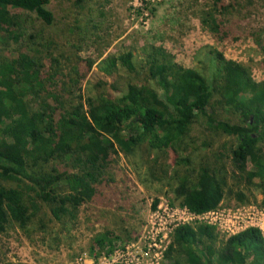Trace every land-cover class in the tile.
<instances>
[{
  "label": "trees",
  "instance_id": "16d2710c",
  "mask_svg": "<svg viewBox=\"0 0 264 264\" xmlns=\"http://www.w3.org/2000/svg\"><path fill=\"white\" fill-rule=\"evenodd\" d=\"M228 1L211 0L200 14L203 27L218 40L228 36L221 18L230 9ZM89 2L74 1L81 18L67 27L75 37L60 50L47 32L55 22L49 0H0V233L11 223L25 227L42 205L56 221L74 219L81 205L104 197L120 152L143 147L167 153L169 165L184 161L188 166L182 153L194 123L235 139L231 161L243 180L259 189L264 205L263 83L254 81L246 66L212 49L206 77L151 46L143 48L138 61L131 52L104 58L95 92L85 96L80 84L95 60L80 51L96 28L93 14L102 15ZM117 62L129 72H144L157 89L129 82L121 93ZM222 109L235 121L218 117ZM153 162L166 174L167 163ZM189 167L172 168L174 197L195 214L217 208L227 187L225 166L207 161ZM227 192L239 202L248 199L240 189ZM156 205L155 199L152 208ZM216 235L208 224H177L164 258L168 264H264V238L257 228L217 245ZM98 243L110 244L99 238Z\"/></svg>",
  "mask_w": 264,
  "mask_h": 264
},
{
  "label": "rangeland",
  "instance_id": "374dc122",
  "mask_svg": "<svg viewBox=\"0 0 264 264\" xmlns=\"http://www.w3.org/2000/svg\"><path fill=\"white\" fill-rule=\"evenodd\" d=\"M74 1L49 0L55 22L47 32L60 43V50L66 49L75 37L67 27L81 18ZM228 2L230 9L219 15L228 36L218 40L200 21V14L209 9L211 0H90L102 10V15L93 14L96 28L87 33L80 51V55L95 60L80 84L83 94H94V78L104 58L131 52L138 61L143 48L151 46L161 47L175 62L197 69L206 77L211 64L208 51L215 50L246 66L252 79L264 85V46L259 40L264 39V0ZM117 68L115 79L121 93L129 82H143L157 89L152 80H145L141 70L136 74L121 65ZM218 111V117L235 121L226 109ZM189 136L184 140L187 145L182 153L190 160L188 166L184 161L169 165L167 153L147 152L143 147L128 154L120 152L115 168L110 170L113 183L104 191V197L81 205L74 219L56 221L48 206L42 205L39 216L25 227L11 223L0 233V264H168L164 252L172 240L175 222L184 217L187 224H198L179 211L183 204L172 193V168L183 172L189 166L197 169L199 163L207 161L223 165L227 187L219 207H264L259 189L247 184L231 161L230 151L235 143L232 136L212 133L200 123L193 124ZM259 144L264 147V136ZM155 159L159 165H169L166 174L154 164ZM229 188L244 191L248 199L237 201L227 192ZM155 199L157 205L152 208ZM214 228L217 245L229 235ZM262 228L264 235V225ZM98 238L110 244H96Z\"/></svg>",
  "mask_w": 264,
  "mask_h": 264
},
{
  "label": "built area",
  "instance_id": "2783aa9c",
  "mask_svg": "<svg viewBox=\"0 0 264 264\" xmlns=\"http://www.w3.org/2000/svg\"><path fill=\"white\" fill-rule=\"evenodd\" d=\"M179 211L188 215L190 220L196 221L198 224L204 223L216 227L229 236L241 232L246 228L254 227L260 230L262 237H264L262 228L264 225V207L261 206H249L247 208L239 206L235 210H226L220 208L218 205L217 208L200 214L192 213L183 206ZM180 219L182 220L175 222L173 228L177 224H187L185 222L186 218L183 217ZM163 237L166 236L164 235ZM153 245L156 246L155 242H153Z\"/></svg>",
  "mask_w": 264,
  "mask_h": 264
}]
</instances>
